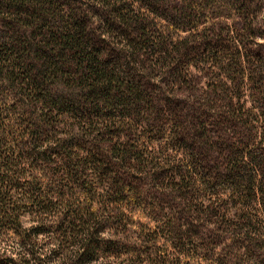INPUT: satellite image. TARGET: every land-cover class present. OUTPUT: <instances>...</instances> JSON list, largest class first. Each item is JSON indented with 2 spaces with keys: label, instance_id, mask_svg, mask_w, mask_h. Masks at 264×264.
Returning <instances> with one entry per match:
<instances>
[{
  "label": "trees",
  "instance_id": "16d2710c",
  "mask_svg": "<svg viewBox=\"0 0 264 264\" xmlns=\"http://www.w3.org/2000/svg\"><path fill=\"white\" fill-rule=\"evenodd\" d=\"M255 2L0 0V264H264Z\"/></svg>",
  "mask_w": 264,
  "mask_h": 264
},
{
  "label": "rangeland",
  "instance_id": "374dc122",
  "mask_svg": "<svg viewBox=\"0 0 264 264\" xmlns=\"http://www.w3.org/2000/svg\"><path fill=\"white\" fill-rule=\"evenodd\" d=\"M256 3H258L259 5H261L262 3L264 4V0H256V2L254 3V4H256ZM259 5H257V7L259 6ZM261 12H263L262 13V15H261V18H259V23H258V30L261 32V31H263L264 32V11H262L261 10ZM226 14H231L230 13V11H227V13ZM232 14H233V12H232ZM231 23H232V21H231ZM257 29V28H256ZM249 46L251 47V48H253V49H259V50H261V51H264V38H261V37H259V38H257L256 39V43L254 44V43H249ZM157 80V79H156ZM158 81V80H157ZM157 81H154V80H152V82H157ZM26 223L27 224H29V223H31L30 222V218H27L26 219ZM49 234H43V235H41L40 236V239L42 238H49V236H48ZM115 260V258H112V257H101L100 259H99V262H101V263H112L113 261Z\"/></svg>",
  "mask_w": 264,
  "mask_h": 264
}]
</instances>
